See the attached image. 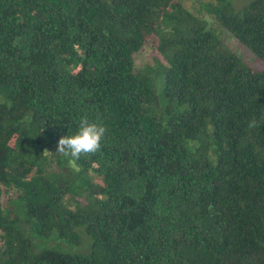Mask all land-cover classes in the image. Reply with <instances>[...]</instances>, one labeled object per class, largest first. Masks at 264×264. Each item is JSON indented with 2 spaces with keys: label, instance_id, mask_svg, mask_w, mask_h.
Wrapping results in <instances>:
<instances>
[{
  "label": "trees",
  "instance_id": "1",
  "mask_svg": "<svg viewBox=\"0 0 264 264\" xmlns=\"http://www.w3.org/2000/svg\"><path fill=\"white\" fill-rule=\"evenodd\" d=\"M205 6L262 68L184 0H0V264H264V0Z\"/></svg>",
  "mask_w": 264,
  "mask_h": 264
},
{
  "label": "rangeland",
  "instance_id": "2",
  "mask_svg": "<svg viewBox=\"0 0 264 264\" xmlns=\"http://www.w3.org/2000/svg\"><path fill=\"white\" fill-rule=\"evenodd\" d=\"M187 5L188 10L200 18H203L208 22L210 28H212L213 33L218 35L223 42L227 45V47L232 50L239 58L246 60L249 64L255 66L258 69V66L262 68L261 62L251 53L249 50L243 46L240 42H238L235 38H233L227 31L220 27L216 21L212 18V16L206 10V2L209 0H184ZM251 0H230L231 6L234 11L239 10L243 5L247 4ZM158 59L162 61L161 57L158 53H156L151 45V43H147V45L143 48L141 52H139L135 58V65L139 68L144 67L145 65H153L154 59ZM243 60V61H244ZM259 64V65H258ZM6 199L3 198L2 202ZM30 239L34 243V245L38 249H51L57 252L66 253V254H75L80 253V248H75L70 243L58 239L56 236L51 238L43 239L39 238L36 234H30ZM86 241V238H83V241ZM84 241V242H85Z\"/></svg>",
  "mask_w": 264,
  "mask_h": 264
},
{
  "label": "clouds",
  "instance_id": "3",
  "mask_svg": "<svg viewBox=\"0 0 264 264\" xmlns=\"http://www.w3.org/2000/svg\"><path fill=\"white\" fill-rule=\"evenodd\" d=\"M106 133L102 124L90 122L87 117L79 121L78 130L59 139L56 152L67 159V166L74 172L80 171L77 161L81 155L96 154Z\"/></svg>",
  "mask_w": 264,
  "mask_h": 264
}]
</instances>
